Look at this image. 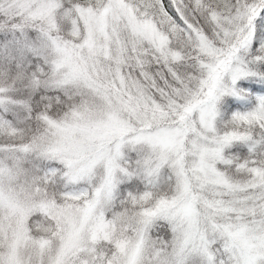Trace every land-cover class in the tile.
<instances>
[{"label":"snow or ice","instance_id":"snow-or-ice-1","mask_svg":"<svg viewBox=\"0 0 264 264\" xmlns=\"http://www.w3.org/2000/svg\"><path fill=\"white\" fill-rule=\"evenodd\" d=\"M0 264H264V0H0Z\"/></svg>","mask_w":264,"mask_h":264}]
</instances>
